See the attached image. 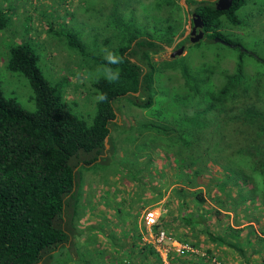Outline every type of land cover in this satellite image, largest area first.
Returning <instances> with one entry per match:
<instances>
[{"label": "trees", "instance_id": "obj_1", "mask_svg": "<svg viewBox=\"0 0 264 264\" xmlns=\"http://www.w3.org/2000/svg\"><path fill=\"white\" fill-rule=\"evenodd\" d=\"M243 2L232 0L226 9H216L209 0L199 4L195 11L203 21V33L237 46L226 31L238 23L233 10ZM179 4L165 0L166 6L182 13H166L159 31L129 30L117 23L115 44L108 49L123 57L121 64L111 66L119 68L120 80L109 83L99 75L90 81L92 95L103 92L108 99L94 102L89 120L63 97L65 77L64 82H51L42 74L27 41L9 45L5 66L26 78L33 107L23 106L0 88V264H163L153 244L142 240L136 223L141 207L160 198L161 189H155L159 182L164 190L171 186L163 205L171 203L174 214L156 219L151 228L190 246L169 249L168 264H216L221 258L213 250L221 246L238 253L239 264H253V254L258 255L255 264H264V223L261 234L241 225L250 220L247 203L260 204L264 217V83L260 90L251 84L242 59L231 71L221 70L222 80L215 85L211 73L199 74L201 68L176 65L175 57L154 58L183 32L185 9ZM4 11L0 9L1 26ZM103 57L94 60L105 66ZM168 70L177 71L187 88L179 94L181 101L196 100L200 109L181 110L174 120L161 117L156 83ZM130 105L149 109L151 116L118 122L117 113ZM214 167L220 168L219 174L213 173ZM94 168L122 172L142 187L148 183L150 194L135 193L141 202L133 211L107 201L114 217L105 212L98 226L82 228V170ZM206 196L212 203L206 204ZM241 209L244 217L239 216ZM226 210L232 211V223H223ZM219 223L220 230L210 229ZM97 227L108 237V245L96 241ZM199 233L204 234L203 243ZM86 236L92 240L86 241Z\"/></svg>", "mask_w": 264, "mask_h": 264}, {"label": "rangeland", "instance_id": "obj_2", "mask_svg": "<svg viewBox=\"0 0 264 264\" xmlns=\"http://www.w3.org/2000/svg\"><path fill=\"white\" fill-rule=\"evenodd\" d=\"M179 2L181 8L185 9L183 29L186 30L188 3L185 0H179ZM0 9L5 10L3 15L6 18L4 24L0 25V88L2 92L8 96H14L27 108L33 107L30 99L31 88L26 78L5 66L9 45L24 40L35 51L37 66L49 81L64 82L62 77H65L63 97L70 103L75 113L87 120L90 119L94 110L95 96L92 95L90 81L103 75L104 69V65L94 59L104 56L108 48L115 44L116 38L113 33L119 27L117 23L122 22L129 30L137 28L146 32L154 29L159 31L162 30L166 13H182L180 10L176 11V8L166 6L165 0H0ZM233 13L238 23L232 27L229 26L226 35L235 41L237 46L210 39L204 33L197 40L184 44L181 53L174 54L172 57H175L176 65L184 64L193 69L201 68L200 75L211 73L209 78L215 85L222 80L221 70L231 71L234 63L242 59L245 75L249 76L251 84L255 82L254 87L260 90L261 84L264 83V63L262 62L264 59V0H244L233 10ZM238 45L247 51L241 53L242 50ZM174 48H164L155 54L154 58H172L169 52ZM252 74L257 75L251 76ZM59 84L61 85L60 82ZM156 86L161 91L157 106L162 110L163 119L174 120L173 116L177 117L181 110L191 112L200 106L196 100L190 104H184L181 101L179 94L187 88L177 71L168 70L161 73ZM86 91L90 93L86 94ZM143 115L150 117V110L140 111L130 105L122 108L121 113H117L116 119L118 122L123 121L128 124L135 121L133 116L138 118ZM175 122L181 124L178 120ZM152 155L155 159L160 157L159 154L152 153ZM217 169L215 171V167L213 168L214 174H219L220 168ZM121 173H107L102 168L82 170L84 209L78 219V224L82 228L91 224L98 226L100 221H104L102 215L105 212L110 217H114L113 210L108 208L107 201L113 206L120 204L133 211L136 204L141 202V198L139 199L135 193L149 196L148 183L144 182L142 187L139 182L132 183ZM103 174L105 177H102ZM206 174L209 173L205 172L204 175ZM143 179L146 182L149 180L148 176H144ZM153 180L155 181L151 178V182ZM170 187L164 190L160 182L156 184L155 189L160 188L162 191L160 198L145 204L138 212L136 223L142 240L153 243L155 232L151 228L152 223L160 217L167 219L174 214L171 203L163 205ZM201 188L206 195V186L202 185ZM234 188V186L231 187V193H234ZM206 197V204L212 203L208 196ZM243 205L241 204V207ZM246 206L249 210L248 215H251L248 218L250 220H243L241 225L246 224L247 230L252 229L261 234L264 223L263 208L258 203H247ZM226 211L225 213L228 214L223 217V223H232V211ZM239 212L241 213L239 216L244 217V210L241 209ZM255 216L258 219L255 220L253 218ZM128 217H131V214ZM221 226V223L216 226L211 224L210 229L220 230ZM114 231L119 233L117 226ZM95 232L96 241H99L100 246L108 245V237L102 235L98 227ZM165 235L170 237L168 234ZM203 238L204 234L199 233L200 243H203L200 240ZM84 239L92 240L87 236ZM164 241L165 244L168 243L167 238ZM206 243L210 247L213 245L209 241ZM213 251L221 258L215 260L216 262L212 260L216 264H239L240 262L238 253L227 247L221 246ZM71 254L74 253L71 251ZM254 259H258L257 254L252 255L250 263L255 264Z\"/></svg>", "mask_w": 264, "mask_h": 264}, {"label": "clouds", "instance_id": "obj_3", "mask_svg": "<svg viewBox=\"0 0 264 264\" xmlns=\"http://www.w3.org/2000/svg\"><path fill=\"white\" fill-rule=\"evenodd\" d=\"M106 64L103 69L104 79L109 83H116L120 80V71L119 68H113L112 65H119L123 62V57L118 55L112 50H107L103 57ZM108 99L107 94L103 92H98L94 97V102L103 103Z\"/></svg>", "mask_w": 264, "mask_h": 264}, {"label": "water", "instance_id": "obj_4", "mask_svg": "<svg viewBox=\"0 0 264 264\" xmlns=\"http://www.w3.org/2000/svg\"><path fill=\"white\" fill-rule=\"evenodd\" d=\"M218 1H219V0H216V1L214 2V7H215L216 9H226V8H228V7L231 5V3H232V0H225V2H224L223 4H219ZM194 6H195V4H191V5H189V9H190L191 11H193ZM191 22H192V25H191V31H190V32H193L194 29H195L196 27H201L202 24H203V21H202V19L200 18V16H199L197 13H195L194 11L191 13ZM202 33H203L202 30H199V31L196 33V35H195L194 37H191V38H190V41H195V40H197L198 38H200V37L202 36ZM178 39H179V38H178ZM213 39H214V40H217V41H220L221 43H225V44L233 45V44L229 43L228 41H226V40L220 38L219 36H213ZM171 47H172V46H165V48H171ZM238 47L240 48V50L247 51V50H245L244 48H242V47L239 46V45H238ZM182 50H183V45L181 44V45L175 47L174 49H172V50L169 52V56L172 57L174 54H179V53H181ZM104 141H106V137L104 138ZM105 146H107V143H106V142H105Z\"/></svg>", "mask_w": 264, "mask_h": 264}, {"label": "built area", "instance_id": "obj_5", "mask_svg": "<svg viewBox=\"0 0 264 264\" xmlns=\"http://www.w3.org/2000/svg\"><path fill=\"white\" fill-rule=\"evenodd\" d=\"M152 220L153 219H151V221ZM165 238L168 239V243H166V244L164 241ZM152 244L155 247V249L158 251L163 264H168V262L166 260V254H167L169 249L172 248V249L178 251V250L190 248V246L187 243H180L177 240L166 236L162 230L155 232V237H154V241Z\"/></svg>", "mask_w": 264, "mask_h": 264}, {"label": "flooded vegetation", "instance_id": "obj_6", "mask_svg": "<svg viewBox=\"0 0 264 264\" xmlns=\"http://www.w3.org/2000/svg\"><path fill=\"white\" fill-rule=\"evenodd\" d=\"M204 1H206V0H195L194 2H192V3H188V11H187V19H186V30L185 29H183L184 31L182 32V34L181 35H179V36H177L176 38H175V40L173 41V43L171 44V46L172 47H175V45L177 44V46H179V45H183L184 46V44H188L189 42H190V38L191 37H194L195 35H196V33L199 31V30H202V32H204L203 31V24H202V26L201 27H196L195 29H194V31L193 32H190L191 31V25H192V22H191V13L194 11L195 13H197L196 11H195V8L199 5V4H203L204 3ZM209 1H212L213 2V5H214V2L216 1V0H209ZM219 2V4H223L224 2H225V0H219L218 1ZM191 4H195V6H194V8H193V11H191L190 9H189V5H191ZM204 33H202V35H203ZM179 38V39H178ZM180 42V43H179ZM192 42V41H191ZM176 46V47H177Z\"/></svg>", "mask_w": 264, "mask_h": 264}, {"label": "crops", "instance_id": "obj_7", "mask_svg": "<svg viewBox=\"0 0 264 264\" xmlns=\"http://www.w3.org/2000/svg\"><path fill=\"white\" fill-rule=\"evenodd\" d=\"M183 1V0H182ZM171 46V45H170ZM171 48H174V47H171Z\"/></svg>", "mask_w": 264, "mask_h": 264}]
</instances>
